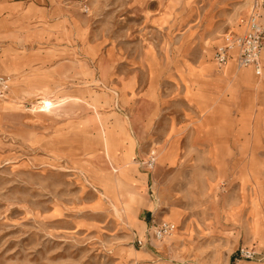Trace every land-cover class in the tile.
Here are the masks:
<instances>
[{"label":"rangeland","instance_id":"374dc122","mask_svg":"<svg viewBox=\"0 0 264 264\" xmlns=\"http://www.w3.org/2000/svg\"><path fill=\"white\" fill-rule=\"evenodd\" d=\"M10 3L0 264H264V64L212 61L252 0Z\"/></svg>","mask_w":264,"mask_h":264},{"label":"built area","instance_id":"2783aa9c","mask_svg":"<svg viewBox=\"0 0 264 264\" xmlns=\"http://www.w3.org/2000/svg\"><path fill=\"white\" fill-rule=\"evenodd\" d=\"M240 35L226 36L224 43L219 45L214 53V59L219 67L226 65L229 57L234 54L235 64L238 69L253 68L256 76H262L260 56L264 50V0H252L248 17L244 22ZM9 80L0 76V96L8 90ZM175 227L169 222L152 221L145 229L142 236H137L136 243L139 247L147 245L151 239L160 242L170 236ZM251 257L248 253L243 255Z\"/></svg>","mask_w":264,"mask_h":264},{"label":"crops","instance_id":"0c3cea01","mask_svg":"<svg viewBox=\"0 0 264 264\" xmlns=\"http://www.w3.org/2000/svg\"><path fill=\"white\" fill-rule=\"evenodd\" d=\"M10 1H11V0H0V13L3 12V11H14V10L18 7V6H14V4H11ZM16 2H17V1H12V3H16ZM248 13H249V12H248ZM248 13L244 16V18L241 19L239 30H238V31H235V32L233 31V32H227V33L223 34L222 37H221V41H220V43L216 45V47H215V49H214V51H213V54H212V61H213V63H214L219 69H221V70L223 69V71H224V70L226 71L227 68H228L229 66H233V67L237 68V67H236V64H235L234 54L231 55V56L229 57V59H228V61H227V63H226L225 66H223V67H219V66L216 64L215 59H214V53H215V50H216V48H217L219 45H221V44L224 43V39H225L226 36L235 37V36H238V35H240V34L242 33L243 28H244L243 25H244V22H245L246 18L248 17ZM263 53H264V50H263V52L261 53V56H260V63H261V68H262V74H263V64H264V59H262V55H263ZM243 69H244V70L247 69V70L252 71L253 74H254V76L257 77V78H259L258 76H256V74H255L253 68L248 67V68H243Z\"/></svg>","mask_w":264,"mask_h":264},{"label":"bare ground","instance_id":"6f19581e","mask_svg":"<svg viewBox=\"0 0 264 264\" xmlns=\"http://www.w3.org/2000/svg\"><path fill=\"white\" fill-rule=\"evenodd\" d=\"M39 98V97H37ZM37 98H34L31 100L34 104L31 106L32 109L36 110H44L45 113L50 112L51 109L56 105V101L51 99V97H47L45 95L41 96L39 101H37ZM58 106V105H57ZM103 139V138H102ZM104 144V143H103ZM105 146V145H104ZM113 169V168H112ZM115 171V170H114Z\"/></svg>","mask_w":264,"mask_h":264}]
</instances>
